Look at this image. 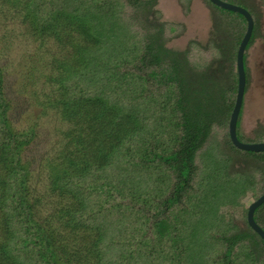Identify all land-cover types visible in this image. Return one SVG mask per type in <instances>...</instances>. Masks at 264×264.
<instances>
[{"label": "trees", "instance_id": "16d2710c", "mask_svg": "<svg viewBox=\"0 0 264 264\" xmlns=\"http://www.w3.org/2000/svg\"><path fill=\"white\" fill-rule=\"evenodd\" d=\"M154 1L19 0L34 35L60 10L88 28L80 24V47L66 53L84 65L58 61L39 103L42 109L51 100L75 124L57 157H44L42 189L39 174L30 182L32 161L22 153L36 127L15 129L17 103L5 93L0 65V264H264V241L247 220L238 230L219 211L253 192L252 169L264 182V168L252 164L232 179L226 169L241 149L230 145L228 130L225 146L234 154L218 156L224 151L209 141L214 126H228L238 76L218 61L215 68L193 64L186 49H170L165 29L174 25L159 24ZM241 112L238 140H264V131L252 140L238 132ZM246 153L256 163L264 157ZM263 207L254 219L264 228Z\"/></svg>", "mask_w": 264, "mask_h": 264}, {"label": "rangeland", "instance_id": "374dc122", "mask_svg": "<svg viewBox=\"0 0 264 264\" xmlns=\"http://www.w3.org/2000/svg\"><path fill=\"white\" fill-rule=\"evenodd\" d=\"M259 1L261 0H256V2ZM12 3H15L16 6ZM18 3L19 0H0V65L3 67L2 77L5 93L10 99L12 98L13 102L17 103V108H15L13 114L16 122L15 129L26 130L29 125H35L36 127V136L22 148V153L32 161L30 182L33 183L39 174L37 187L42 189L43 183L41 184V182H44L48 177L46 173L42 172L43 167L45 168L43 164L46 162L44 157H57L60 146H64V133L69 131L70 127L71 129L73 126L75 127V124L74 119L66 118L60 112V109L54 108L50 104L51 100L47 102L49 104L43 101L46 107L42 109L39 103L42 99L48 98L47 94L51 90L52 83L49 80V73L52 68H55L58 61L64 60L67 64L74 62L77 69L82 68L84 65V61L81 59L76 60L79 58L78 55L71 58L74 54L70 53V56L66 53L71 51V48L73 51H77L80 47V37L78 36L80 24H83L85 28H88V26L84 20L70 18L60 10L54 12L50 21L53 23L50 26L46 25L47 30H44L42 34L34 35L30 28L32 15L29 13V8L26 6V9H22L18 6ZM153 4V9L158 10L160 14L158 16L159 24L166 21V23L174 25L171 32L167 28L165 29V37L169 39H165L167 40L166 45L170 49H176L177 51L186 49L189 53L188 59L193 64H205L215 55L211 51L213 48L209 52L195 44L196 41L205 44L209 38L211 27L214 25V16L212 15H216L217 12L211 2L208 0H155ZM261 5L263 10L261 15H263L264 20V0H262ZM123 12L125 14L130 13L126 6L123 8ZM62 19H68L73 25L65 28L61 22ZM215 19H217L215 22L221 24L222 28L220 29L226 28L223 16L216 15ZM239 21V18L236 19V22ZM240 22L242 23V21ZM229 26V29H227L229 34L237 32V38H240L243 29H235L231 24ZM54 31L56 32L54 33ZM227 37L226 41L231 44V36L228 35ZM66 38L71 39L73 43L70 45L71 47L58 42V39L65 40ZM84 45L86 46V43ZM257 57L260 65L256 69L249 68V75H252L251 80L253 83L250 84L246 97H244L245 105L240 119V131L238 129V132L245 139H251L264 128V83H258V79L264 81V54ZM261 64L263 65L261 66ZM249 65L253 66L251 58L249 59ZM200 71H202L201 68ZM154 93L155 95L158 94L155 91ZM235 95L236 92L231 94L233 100ZM82 111H84L83 108ZM79 127L83 129L82 126H77L78 129ZM227 130L228 126H214L212 128L209 141L218 150L224 151L218 153V156L234 154L235 152L228 145L225 146V141L228 139ZM86 134L87 130H84L83 133H80V137H86ZM75 135H79L76 130ZM61 139L63 140L61 141ZM84 152L85 150L78 152L77 155L81 157ZM256 153L258 155L262 154L261 152ZM239 154L235 163L228 165L226 169L228 175H233L235 171L250 172L252 164L264 168V157L256 163L245 160L248 158L246 151L240 150ZM34 159L35 161H33ZM252 173L256 181L253 192L247 191L243 197L237 198V205L219 207V211L225 215V224L238 230L245 227L243 222L246 219L249 203L264 191V182L260 181L262 180L261 173L254 169H252ZM198 177L196 174L190 177V187L196 184ZM233 177L235 175L231 178L233 179ZM254 216H256V211ZM257 216L264 223V207L258 211Z\"/></svg>", "mask_w": 264, "mask_h": 264}, {"label": "flooded vegetation", "instance_id": "af4514ba", "mask_svg": "<svg viewBox=\"0 0 264 264\" xmlns=\"http://www.w3.org/2000/svg\"><path fill=\"white\" fill-rule=\"evenodd\" d=\"M226 3L235 5L236 7H243L246 10H248V12L250 13L249 15H251L252 18V31L250 34V37L248 39V42L244 48L243 51V56L242 60H243V66H244V73H245V85H244V95H243V100H242V112L244 110V105H245V98L246 97V93L250 87V84H252V80L251 77L252 75H249V68L253 67L254 69H256L260 64L258 61V57L257 56H263L264 54V20H263V15L262 14V0L259 2H256V0H222ZM211 4L216 8V15H220L223 16V18L225 19L223 22L226 25V30L220 29L222 28L221 24H219L218 22H215V16L216 15H212L214 16V22H213V26L211 27V29H214L211 36L208 38V40L206 41L205 44L201 45L203 46L202 48H204V50H211L213 48V51L215 55H213V57H211V59L206 62V63H211L213 62L214 64V68L215 66V62L218 61L220 63V68L222 72H228V71H232L233 73H236L238 76V65H237V52H238V47L240 44L241 39L243 38L246 28H247V19L246 16L243 15L242 13H239V11L237 10H232L229 8H225L222 7L220 5L214 4L211 2ZM214 12V10H213ZM238 15H241L243 18V24L240 25L241 28H235V29H243V32L240 36V39L238 40V44L236 46V48H233V45L235 47L236 45V40H237V36L238 33L237 32H232L229 34V32L227 31V29H229V24H231L232 26L235 27V25L237 24L236 19H238ZM235 21V22H234ZM223 34L225 36L230 35L231 36V44L228 43L225 39H222L220 37V34ZM197 44V43H196ZM198 45V44H197ZM211 47V48H210ZM210 52V51H209ZM230 57L231 60H230ZM253 60V66L249 65V59ZM207 61V60H206ZM205 63V64H206ZM263 64H261L262 66ZM220 71V70H218ZM221 73V72H220ZM264 83V81H262V79H258V83ZM237 84H238V77H237ZM238 86V85H237ZM262 96V94H261ZM263 98V96H262ZM235 101V99H234ZM240 113V112H239ZM239 117V116H238ZM264 131V128L259 131L262 132ZM229 138V137H228ZM254 137L251 138L254 139ZM242 141V140H241ZM244 142H263L264 140L261 141H247V140H243ZM262 153V151H260Z\"/></svg>", "mask_w": 264, "mask_h": 264}, {"label": "water", "instance_id": "95a60500", "mask_svg": "<svg viewBox=\"0 0 264 264\" xmlns=\"http://www.w3.org/2000/svg\"><path fill=\"white\" fill-rule=\"evenodd\" d=\"M214 4L220 5L225 8H229L232 10L240 11L243 15L246 16L247 19V28L245 31V34L243 38L240 41L238 52H237V65H238V87L236 96L234 97V105L232 107V111L230 114L229 122H228V135L229 139L232 144L238 149L246 150V151H264V141L263 142H244L241 140H238L237 137V120L239 116V112L242 106V100L244 95V85H245V73H244V66H243V51L244 48L248 42V39L250 37L251 31H252V18L249 15L248 11L243 7H236L235 5L226 3L222 0H210ZM264 202V192L259 195L256 199H254L247 208L246 213V220L249 224V226L263 239L264 241V228L256 223V220L254 219V212L255 210Z\"/></svg>", "mask_w": 264, "mask_h": 264}, {"label": "clouds", "instance_id": "9594fccd", "mask_svg": "<svg viewBox=\"0 0 264 264\" xmlns=\"http://www.w3.org/2000/svg\"><path fill=\"white\" fill-rule=\"evenodd\" d=\"M212 3H213V2H212ZM247 11H248V10H247ZM239 13H240V11H239ZM248 13H249V12H248ZM249 14H250V13H249ZM250 16H251V15H250ZM237 87H238V86H237ZM236 92H237V90H236ZM235 96H236V95H235ZM245 151H246V150H245ZM253 152H254V151H253ZM258 152H260V151H258ZM262 152H264V151H262ZM251 202H252V201H251ZM251 202H250V203H251ZM250 203H249V204H250ZM247 208H248V207H247Z\"/></svg>", "mask_w": 264, "mask_h": 264}]
</instances>
